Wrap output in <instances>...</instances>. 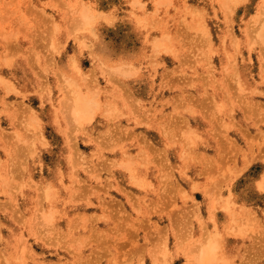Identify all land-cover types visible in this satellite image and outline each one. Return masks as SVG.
<instances>
[{"label":"rangeland","instance_id":"obj_1","mask_svg":"<svg viewBox=\"0 0 264 264\" xmlns=\"http://www.w3.org/2000/svg\"><path fill=\"white\" fill-rule=\"evenodd\" d=\"M210 237L204 264H264V0H0V264Z\"/></svg>","mask_w":264,"mask_h":264},{"label":"bare ground","instance_id":"obj_2","mask_svg":"<svg viewBox=\"0 0 264 264\" xmlns=\"http://www.w3.org/2000/svg\"><path fill=\"white\" fill-rule=\"evenodd\" d=\"M75 66V65H74ZM77 67V66H76ZM75 67V68H76ZM77 69V68H76ZM66 74V73H65ZM66 80L71 84L72 83V77L70 75H66ZM76 90H74L75 92ZM78 91V90H77ZM73 96V94L71 95ZM90 100L88 98H86L84 95H81V94H76L75 95V99L70 102V105H71V108L69 107L68 108V111L69 109L71 110L70 112L72 113L73 117H75V119L79 120V119H82L84 116H86L88 110L90 109V107L92 106L89 102ZM68 105V106H70ZM90 105V107H89ZM96 106V105H95ZM92 109V108H91ZM90 109V110H91ZM70 112H68L67 116L70 115ZM91 113V112H89ZM92 116V115H91ZM71 117V116H70ZM72 117V118H73ZM77 125V124H76ZM50 212V211H49ZM51 214V212H50ZM45 216V215H43ZM48 216H49V213H48ZM45 219V218H44ZM43 219V220H44ZM44 223V222H42ZM202 246H201V249H200V253H199V261L201 263H205L206 261H209L210 259L213 258L214 254H215V245L213 244H216L215 242V239L213 237H210L209 240L207 241H204L202 240ZM200 244V245H201ZM199 247V246H198ZM200 248V247H199ZM199 250V249H198ZM197 250V251H198ZM197 253V252H196ZM216 263V262H215Z\"/></svg>","mask_w":264,"mask_h":264}]
</instances>
